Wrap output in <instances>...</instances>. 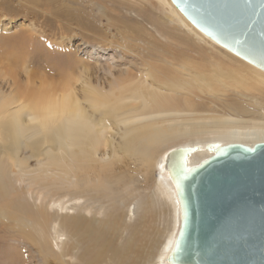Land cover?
Listing matches in <instances>:
<instances>
[{
	"label": "bare ground",
	"instance_id": "bare-ground-1",
	"mask_svg": "<svg viewBox=\"0 0 264 264\" xmlns=\"http://www.w3.org/2000/svg\"><path fill=\"white\" fill-rule=\"evenodd\" d=\"M160 1L163 2L162 12L167 18L186 28L193 27L197 36L207 37L185 18L171 0ZM6 17L8 14L0 12V23ZM119 25L130 28L132 24L124 21ZM28 45L29 40L25 36L9 40L0 38V80L3 83L1 86H7L8 91L3 92L0 89V118L6 117L10 122L5 136L11 139L12 155L17 165L14 167L16 170L11 173L0 162V220L9 223L20 237L29 239L43 262L100 264L106 261L104 251L110 246L108 235L120 226L121 218L113 219L109 214L101 219L71 216L68 212L71 206L62 208L61 214L58 211L52 213L50 208H44L43 202L39 203V198L29 189L35 181L40 182L44 189H50L45 182L55 176L51 172V166L58 155L60 163L63 164L58 168L64 167L65 170L59 171L55 176L56 189L71 192L72 195L82 189H87L88 193L95 191L107 203L111 198L122 196L123 190L115 188L111 180L110 171L113 167L109 169L112 164L110 153H95L96 163L92 161L90 167L85 159H75L76 151L83 153L92 149L91 139H95L96 145L104 142V147L110 148L108 150L112 153H132V158H136V161L138 159L150 176L154 174L153 168L156 164H160L161 180L157 184V190L168 199L169 205L163 202L161 205L168 207L170 216L167 225L170 229L166 234L152 240L154 245L151 252L158 251L154 264H169L167 258L180 228L181 215L175 188L164 168L168 152L182 146H199L201 150L189 157V164L193 166L211 155L205 149L207 144L242 143L253 146L255 143L264 142V117L257 121L246 120L238 113L229 115L197 111L193 99V102L190 99L192 92L188 87L189 82L179 80L181 74L194 72L195 67L188 68L190 64L182 73L162 69L160 74L157 73L159 76L154 74L153 68L143 66L134 77L125 72L126 80L120 85L116 83L115 76L118 72L114 71V67H105L100 58L95 57L96 68L107 77L108 90H105L106 88L98 84L90 85L91 81L86 73L74 76L78 75L75 72L79 62L77 58L62 65H47L36 60L33 53L26 50ZM120 48L121 51H128L123 45H119ZM119 54L121 53L114 55L119 57ZM114 55L111 60L115 59ZM235 57L237 58L236 55ZM175 58L178 62H184ZM243 62L264 80L263 71L244 60ZM174 73L180 74L178 80L173 78ZM179 98L184 99L181 107L177 106ZM108 113L116 128H111L110 125L113 124L107 123L105 118H109ZM182 140L185 141L181 143L182 146L178 143V146H170ZM53 144L56 145V150L53 149ZM29 147L32 154L27 158L28 161L40 154L47 158L46 163L42 164L45 168L40 169L42 171L37 177L36 173H31L22 165ZM157 159L160 161L157 162ZM77 161L84 165H79ZM87 169H90V174ZM58 182L61 186L57 185ZM133 200V207L128 206L126 210L127 200L113 203L123 214L127 213L130 218H135L143 211V207L140 200ZM52 206L53 209L57 207L55 202ZM133 235L137 234H129L127 246L133 242ZM84 238H87L88 245L86 251L84 250L85 254L83 252L69 256V241L80 242ZM121 249L125 250L126 245H122ZM124 255L121 256L123 260H129V256ZM147 259L151 260L153 257Z\"/></svg>",
	"mask_w": 264,
	"mask_h": 264
},
{
	"label": "rangeland",
	"instance_id": "rangeland-1",
	"mask_svg": "<svg viewBox=\"0 0 264 264\" xmlns=\"http://www.w3.org/2000/svg\"><path fill=\"white\" fill-rule=\"evenodd\" d=\"M163 6L160 0H0V12L8 14V17L0 23V38L9 40L25 36L29 40L26 50L32 52L36 60L47 65H62L77 58L79 62L75 72H78V75L74 76L86 73L91 81L90 85L104 88L107 87V77L103 71L100 72L96 68L95 57L100 58L105 67L107 65L114 67V71L118 72L115 76L116 83L120 85L126 80L125 72L134 77L143 66L153 68L154 74L159 76L157 73L160 74L162 69L182 73L190 64L188 68L195 67L194 72L187 75L174 73L173 78L178 80L180 75V82H189L188 87L192 92L190 99L191 101L193 99L197 111L229 115L238 113L246 120L261 121L264 117V80L260 79L242 59L238 61V57L207 37L195 35L193 27L186 28L171 21L162 12ZM124 21H129L131 27H121L119 24ZM119 45L127 47L128 51H121ZM115 53L122 55L119 54V58L114 55ZM113 55L115 59L111 60ZM175 57L184 62H178ZM247 66L251 69L249 70ZM0 81V89L8 92L7 86H1L3 83L2 80ZM183 101V98H179L177 106L181 107ZM108 117L105 118L107 123L114 125L110 113ZM0 120V162L12 173L17 165L12 155L11 139L5 136V130L10 122L6 117ZM113 125H110L111 128H116ZM180 141L170 146H178V144L182 146L181 143L185 141ZM95 142H97L95 139H91L93 148L88 151L83 153L76 151L75 159H85L90 167L92 161L96 163L95 153L104 151L110 153L112 164L109 169L113 167L110 171L111 180L115 188L123 190L122 196L111 198L107 203V200L102 199L101 194L95 191L88 193L87 189H82L73 192L72 195L71 192L56 189L55 176L59 171L65 170L64 167L58 168L63 165L58 155L55 158L56 164L51 166V172L55 176L45 182L50 189H44L37 181L29 189L39 198V203L43 202L44 208H50L51 212L58 211L61 214L62 208L71 206L68 211L71 216L101 219L105 214H109L113 219L117 217L122 219L120 226L108 235L110 246L104 251L106 261L100 264H122V262L154 264L158 251L151 252L154 245L152 240L170 229L167 225L170 216L168 207L161 205L162 202L169 205V202L167 197L159 194L157 190V184L161 180L160 164H156L153 168L154 174L150 176L147 169L140 165V161L132 158V153L129 155L112 153L108 150L110 148L104 147V142L99 145ZM53 149L56 150L55 144ZM31 154L29 147L22 165L31 173H36L37 177L42 171L40 169L45 168L42 164L46 163L47 158L44 154H40L39 157L28 161L27 158ZM158 161L160 159H157ZM77 163L83 164L81 161ZM37 170L38 172H34ZM89 170L87 169L88 174H90ZM57 185L61 186V183L58 182ZM79 196L82 198L77 199ZM134 198L140 200L143 207V211H140L139 216L135 218H130L127 213L123 214L113 203V201L118 203L119 200H127L126 210L128 206L133 207ZM54 202L57 207L53 209ZM130 233L137 235H133V242L127 246L126 241ZM122 245H126V251L121 249ZM86 247H88L87 238L80 242L69 241L67 251L69 256L83 252L85 254ZM109 251L112 254H109ZM123 254L129 256V260L126 258L123 260L121 257ZM112 255L115 257L113 258ZM150 256L153 259L148 260ZM0 264L53 263L43 262L29 239L20 237L9 223L0 220Z\"/></svg>",
	"mask_w": 264,
	"mask_h": 264
},
{
	"label": "water",
	"instance_id": "water-1",
	"mask_svg": "<svg viewBox=\"0 0 264 264\" xmlns=\"http://www.w3.org/2000/svg\"><path fill=\"white\" fill-rule=\"evenodd\" d=\"M217 45L264 72V0H171ZM170 150L165 171L175 188L180 228L169 264H264V142Z\"/></svg>",
	"mask_w": 264,
	"mask_h": 264
}]
</instances>
